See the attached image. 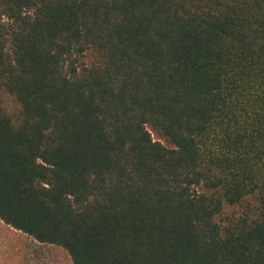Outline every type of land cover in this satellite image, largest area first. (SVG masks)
Wrapping results in <instances>:
<instances>
[{
	"label": "trees",
	"instance_id": "obj_1",
	"mask_svg": "<svg viewBox=\"0 0 264 264\" xmlns=\"http://www.w3.org/2000/svg\"><path fill=\"white\" fill-rule=\"evenodd\" d=\"M0 218L73 264H264V0H0Z\"/></svg>",
	"mask_w": 264,
	"mask_h": 264
},
{
	"label": "rangeland",
	"instance_id": "obj_2",
	"mask_svg": "<svg viewBox=\"0 0 264 264\" xmlns=\"http://www.w3.org/2000/svg\"><path fill=\"white\" fill-rule=\"evenodd\" d=\"M152 135L154 139L169 145L158 133L152 131ZM0 264H73V262L63 247L39 242L0 218Z\"/></svg>",
	"mask_w": 264,
	"mask_h": 264
}]
</instances>
